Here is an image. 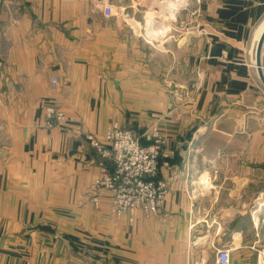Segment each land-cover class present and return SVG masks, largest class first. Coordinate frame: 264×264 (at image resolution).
Here are the masks:
<instances>
[{"label":"crops","instance_id":"1","mask_svg":"<svg viewBox=\"0 0 264 264\" xmlns=\"http://www.w3.org/2000/svg\"><path fill=\"white\" fill-rule=\"evenodd\" d=\"M114 2L0 8V264H215L222 249L231 264H259L264 86L252 54L264 0H202L197 13L187 1L174 13L186 32L152 48L127 27L135 15L106 16ZM49 107L75 121L46 128ZM112 123L135 135L157 125L175 152L154 218H115L109 192H97L98 206L88 196L101 164L89 138L104 141ZM228 179L234 201L218 204L217 228L204 232L201 207ZM247 226L258 240L245 242Z\"/></svg>","mask_w":264,"mask_h":264},{"label":"built area","instance_id":"2","mask_svg":"<svg viewBox=\"0 0 264 264\" xmlns=\"http://www.w3.org/2000/svg\"><path fill=\"white\" fill-rule=\"evenodd\" d=\"M7 0H0V8ZM107 17H112L110 7H105ZM52 88H57L55 77ZM195 90L199 88L195 86ZM75 120L62 110L49 107L45 112L48 129L66 128ZM91 146L101 160L100 176L91 186L89 197L95 206L99 205L96 194L100 190L110 193V215L115 218L128 217L130 222L140 213L151 219L158 215L165 204L169 187L160 177L162 167L169 168V161L175 152L168 146V139L157 125H153L141 135L112 123L104 141L90 137ZM231 249H222L216 255L215 264H231ZM259 264H264V261Z\"/></svg>","mask_w":264,"mask_h":264},{"label":"rangeland","instance_id":"3","mask_svg":"<svg viewBox=\"0 0 264 264\" xmlns=\"http://www.w3.org/2000/svg\"><path fill=\"white\" fill-rule=\"evenodd\" d=\"M187 1H188V8L195 9L197 13V9L200 3L202 2V0H115L114 2L115 9H112L111 7L110 8L112 11L114 10L113 12L115 13V17H120L122 19H123V15H135L134 20L130 22L128 21V19H126V22L128 23L127 27L132 29L140 28L141 37L142 39H144L143 41L146 42V44L148 45L147 47L152 48L153 46L157 47L158 45H164L166 43L170 45L173 41L180 38L183 32H186L183 30L185 27L184 26L185 21L184 20L182 21L180 19L182 15H180L179 19L176 20L177 16L174 13H176L177 9H181V7H186ZM174 2H176V4H174ZM104 13H105V7H104ZM163 49L164 48L162 46L160 50L163 51ZM150 53L158 54V60L162 61V63L166 62L165 54H162L160 52H154L153 50L150 52V50H148V56ZM252 55L254 59L256 56V50L253 51ZM262 68L264 71V67ZM216 143H218V141ZM231 166L232 165H230V167ZM228 167L225 168L226 171L229 170ZM230 175L231 174L228 173V176ZM202 183H204V180ZM244 183H247V181L244 180ZM246 185L249 184L247 183ZM234 187H235L234 182L228 179L224 187L226 188L227 191H223L224 194H220L218 196L214 194L213 196L209 197V199L210 198L212 199L208 200L207 203L206 202L203 203V207H201L202 214L199 215L200 216L199 218L204 222L211 220L210 222H208L209 223L208 227L207 225H205L204 226L205 229L204 228L202 229L204 232H209V231L213 232L214 230H216L217 225L214 223V218L215 217L218 218V204L226 203V202L230 204L231 202L234 201L233 198H229V194L231 191L234 190ZM217 191L218 190L213 192H217ZM206 194H203V197H201L202 193L198 192L197 194H195V197H200V199L206 198ZM256 198L257 197H252L248 195L247 197L242 199V202L249 206L250 204L254 205L252 202H254ZM263 198L264 197H262V200ZM252 199L253 201L251 202ZM90 200L92 201L91 198ZM262 202L263 201H261V203ZM212 204L214 205V208L212 211L208 212V210H211ZM263 231L264 228L263 229L259 228L258 239L260 240V244H259L260 246H264ZM243 232H244L245 242H251L252 240L256 239V232L252 228H250V226L244 227ZM262 261H264V258L261 260V262Z\"/></svg>","mask_w":264,"mask_h":264},{"label":"water","instance_id":"4","mask_svg":"<svg viewBox=\"0 0 264 264\" xmlns=\"http://www.w3.org/2000/svg\"><path fill=\"white\" fill-rule=\"evenodd\" d=\"M264 48V32L262 33L259 43L257 45L256 49V67L259 72L260 79L262 81V84L264 86V73H263V68H262V52Z\"/></svg>","mask_w":264,"mask_h":264},{"label":"bare ground","instance_id":"5","mask_svg":"<svg viewBox=\"0 0 264 264\" xmlns=\"http://www.w3.org/2000/svg\"><path fill=\"white\" fill-rule=\"evenodd\" d=\"M263 31H264V25L262 26V28H261V30H260V32H259V34H258V37H257V43H256V48H257V44L259 43V40H260V37H261ZM254 63H255V59H254ZM255 64H256V63H255Z\"/></svg>","mask_w":264,"mask_h":264},{"label":"trees","instance_id":"6","mask_svg":"<svg viewBox=\"0 0 264 264\" xmlns=\"http://www.w3.org/2000/svg\"><path fill=\"white\" fill-rule=\"evenodd\" d=\"M127 130V129H126ZM96 151V150H95ZM99 157V156H98Z\"/></svg>","mask_w":264,"mask_h":264}]
</instances>
